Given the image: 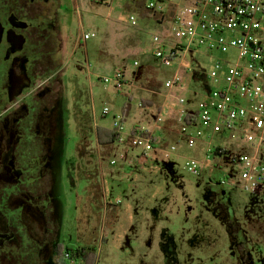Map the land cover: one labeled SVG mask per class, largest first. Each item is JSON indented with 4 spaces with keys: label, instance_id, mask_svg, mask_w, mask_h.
Masks as SVG:
<instances>
[{
    "label": "rangeland",
    "instance_id": "obj_1",
    "mask_svg": "<svg viewBox=\"0 0 264 264\" xmlns=\"http://www.w3.org/2000/svg\"><path fill=\"white\" fill-rule=\"evenodd\" d=\"M150 1L109 0L100 4L95 0H46L49 4L43 19L39 24L34 23L39 27L27 22L26 18L18 19V25L12 17L11 20L0 18V79L5 80V89L12 88V98L7 99L16 106H7L6 112L8 103L0 105L1 110L4 109L2 113H7L0 114V153L7 152L21 135L16 112L29 115L35 104L46 102L39 108L37 117L27 116L33 128L36 124L31 137H42L43 145L47 146L46 154H37L38 151L30 148L25 153L28 157L21 158L23 161L8 162L5 154L0 157V216L7 217L10 222L8 230L0 231V248L6 250L9 244L15 255H28V264H72L65 253L66 247L71 245L92 248L95 264H165L160 248L165 232L171 234L166 241L175 245L177 264H264V246L261 245L264 244V200L235 189L233 193L223 194L229 207H222L215 197V192H224L217 185L218 179L224 174L239 176L240 173L225 156L206 159L209 148L220 146L228 155H251L252 146L233 139L230 134H214L200 121L191 126L193 134H200L198 138L188 136L183 132L186 123L174 107L178 98H184L186 113L196 114L203 109L211 92L220 86L209 75L216 71L218 63L228 67L233 64L237 53L192 49L184 67H180L179 61L169 65L156 58L152 38L156 35L165 37L175 8L168 9L171 13L166 19L160 15L153 17L147 9ZM156 1L164 6L169 4L168 0ZM132 16L136 18L137 26L131 24ZM33 27L39 29L36 34ZM17 28L24 31V35L19 33L21 40L14 35L13 30ZM86 34L91 35L90 40L85 39ZM31 41L33 44L26 45ZM27 46L36 50L41 47L44 50L42 56L50 57L37 66V74L42 75L34 81L26 78L29 75L25 73L26 69L23 70L25 62L17 63L19 57L13 58L14 65L17 63L14 69L8 70L6 65L11 54ZM135 61L140 63L139 67L134 66ZM178 68L187 80L186 90L175 88L167 98L164 85ZM194 71L196 75H193ZM119 72L128 80L121 93L116 92L112 81ZM48 75L52 76L51 80L44 81ZM189 75L192 77L190 82ZM101 78H108L111 83L105 84ZM30 91H33L31 97L26 98ZM105 107L111 111L108 116L103 115ZM161 112L163 125L157 122ZM83 115H90L93 127L110 131L114 130L116 118L124 117L126 137L133 127H149L153 132L162 126L158 129L156 145L162 140L161 148L168 151L172 145L177 148V152L171 153L173 168L164 165L168 178L152 181L150 190L145 186L137 188L132 177L126 178L130 169L123 166L117 149L101 147L95 136L89 142V149L84 150L90 154L81 155L78 148ZM11 124L14 130L7 128ZM2 128L8 131L3 132ZM138 152L141 158L140 148H134L131 155L136 157ZM111 159L118 160V165L111 166ZM188 160L204 163L200 176L187 170ZM27 161L39 164L41 168L45 166L46 174V180L31 191L38 196L29 205L27 198L17 197L20 190L14 186L21 174L15 162ZM88 172H95L100 184L104 180L113 185V199L121 195L127 206H134V226L127 228L128 238L123 249L116 251L107 245L113 225L107 221V205L99 191L101 186L97 187L100 194L88 187L89 180L84 176ZM128 185H133V190H128ZM159 185L163 198L150 208L147 206L150 195ZM240 194L252 198L247 207L241 202ZM144 211L150 212L152 217L149 216L142 237ZM232 213L235 222L231 221ZM115 236L120 235L116 233ZM241 236L245 237L237 249L236 241Z\"/></svg>",
    "mask_w": 264,
    "mask_h": 264
},
{
    "label": "built area",
    "instance_id": "obj_2",
    "mask_svg": "<svg viewBox=\"0 0 264 264\" xmlns=\"http://www.w3.org/2000/svg\"><path fill=\"white\" fill-rule=\"evenodd\" d=\"M168 3L164 6L151 0L147 5L153 17L160 15L162 19L170 15L169 8H175L165 37L156 35L152 38L156 58L169 65L179 61L180 67H184L186 56L192 49L196 52L205 49L210 53H237L233 64L228 67L218 63L216 71L209 75L220 86L211 92V97L202 105L203 109L197 112V118L214 134H230L233 139L253 148L251 155H222L240 174L221 175L217 185L223 190L236 189L264 200V0H168ZM130 20L133 26L138 25L134 16ZM85 39L90 40L91 35L86 34ZM134 66L139 67L140 63L135 61ZM188 69L191 71L190 66ZM100 80L105 84L111 83L108 78ZM112 81L117 93H121L127 84L124 74L120 72ZM164 87L168 98L175 88L185 91L187 80L178 69ZM185 103L184 98H178L174 106L183 119L188 114L195 115L186 113ZM110 113L109 108L105 107L103 115ZM163 116L162 112L157 116L159 125L164 123ZM123 124L122 116L114 121V130L119 135L118 144L121 145L126 142ZM137 130L143 134L130 135L131 142L135 148H140L141 160H149L155 149L153 132L145 127ZM183 132L196 138L200 135L193 134L188 124H185ZM213 148L206 151L207 160L214 158ZM175 152L177 148L172 146L165 157L169 158ZM185 167L191 174L200 176L204 163L188 160Z\"/></svg>",
    "mask_w": 264,
    "mask_h": 264
},
{
    "label": "trees",
    "instance_id": "obj_3",
    "mask_svg": "<svg viewBox=\"0 0 264 264\" xmlns=\"http://www.w3.org/2000/svg\"><path fill=\"white\" fill-rule=\"evenodd\" d=\"M36 1L38 2L39 0H29V1L28 0H16L14 2L15 5H13V7H12L11 14L14 13V12H17V11L20 13V10H19L20 6L21 5L22 6L25 5V4H23L24 2H29V3H32V4H36ZM95 1H97L100 4H103V3L108 2L109 0H95ZM22 6H21V8H22ZM41 17H42L41 19H43V16H41ZM24 18H26V21L30 22L31 24H34V23L35 24L36 23L39 24V21L38 20H34L33 17H31V16L27 15ZM21 19H23V18H21ZM47 25L46 26L42 25L41 27L44 26L45 28H47ZM37 26L39 27V25H37ZM31 44H33L32 41L26 43V45H28V46H30ZM21 46H22V44H21ZM28 46L25 49L23 47L22 48L23 50L15 52L16 54L12 55V59L13 58L15 59L16 56H17V57H19L20 60H24L25 61V66H24L23 70L25 71V69H26L25 73L27 72L28 75H29L26 78L29 81L30 80L34 81L35 79H39L40 78L39 76L42 75V73L40 75L37 74V72H39L38 71L39 68L37 66L40 65L41 63H43L44 61H48V59L50 57L45 58V57L42 56L44 50H41V47H39L38 50H36L35 48H32V49L30 47L28 48ZM35 56H37V57H35ZM50 56L52 57V55H50ZM28 61H30V62H28ZM2 62L7 63V60L5 61L4 59H2ZM8 64L9 63H7L6 65H8ZM8 70H11V68H9ZM51 78H52V76L48 75V76H46V78H44V81L51 80ZM0 80H1L0 87L4 88L3 82L5 80L4 81H3V79H0ZM127 83H128V80H127ZM10 84H11V82H10ZM3 88H2V91L0 90V97H3L0 100V105L4 106V102L8 103V101H9L8 99L12 98L13 90H12V88H10L9 90H8V88H6V89L5 88L3 89ZM32 93H33V91L28 92L25 95V97L26 98L27 97H31ZM5 98H8V99L6 100ZM44 98H46V97H44ZM40 103H41V106H40ZM40 103H38L37 105L35 104L33 106L34 108H32V109L30 108L31 110L29 112V115H27L28 113H25V112H22V113L21 112H19V113L16 112L17 117H19L18 118V121H19L18 126H20L19 131H20L21 135H18V141H16L12 145L13 149L10 152L11 157L7 159L8 162H10L12 160H19L20 161L21 158H24V156L27 158L28 156L25 153L30 148L32 150L38 151L37 154H43V153L46 154V147L47 146L43 145V143L45 141L42 139V137L41 136L40 137L39 136L31 137L32 136L31 133L35 131L36 124H34V128H33L27 121V118H28L27 116H30V114H32L31 116L36 115V117H37L39 108L42 107V105H44V103H46V102L43 101V102H40ZM11 104L15 105L13 102H9L5 106V111L7 110L6 107L10 106ZM20 108H23V107L21 106ZM2 110H4V109H2ZM2 110L0 108V113H2ZM83 116H84V118H83L84 121H80V128H79L80 135H81V140H80V144H79L78 150L81 152V155L90 154V153H85L84 150L89 149V146H90L89 142H91V139L94 136L96 138L97 143L101 147L113 146L115 144H118L119 135L117 134L116 130L110 131V130L102 129V128H99V127H93L90 124V121H91L90 115H83ZM197 117H198L197 113L195 115H189L188 114L185 117L184 121L189 126H195L198 123V118ZM122 118H123V123H124V117H122ZM13 127H14V125L11 124L7 128H12L14 130L15 128H13ZM7 128H2L1 131H3V132L6 131L7 132ZM131 133H132L131 135H136V134H138L140 132H138L137 129H133ZM140 134H143V133H140ZM29 138H31V142H29ZM152 142L156 146V138H155V136L152 137ZM35 145H37V148L33 147ZM21 146H23V148H20ZM224 151L225 150L223 148H221L220 146L214 147L213 148V155H214V157H221L223 154H225ZM21 161H23V159ZM15 165L17 166V169H19V168L21 169V174L19 176L20 178L17 179L18 182L21 181V183L17 182L16 184H14V186H16L20 190V192L17 194L18 195L17 197H22L23 196V197L27 198L28 199L27 203L29 205L30 202L31 201L34 202L36 200V197L38 196V195L34 194V192H31V191H35V188H36V186L38 185L39 182H42V181L46 180L45 179L46 174H44L45 166H43L41 168L39 164H36V163L30 164V162H28V161L25 162V163L15 162ZM40 168H41V170H40ZM84 176H85V178H87L89 180V182H88L89 189H92V191L95 193L97 191V187H100V183L98 182L96 173L95 172H88ZM20 184H23V185H20ZM99 191H97V192H99ZM0 192H1V190H0ZM223 193L224 192H221V190H219L217 193L215 192L216 196L214 194L213 195L220 200V205L222 207H224V205H227L229 207V205H228L229 202H227V200H225V199H224L225 201L223 200V197H222ZM27 194H28V196H27ZM99 194H100V192H99ZM231 219H232L231 220L232 222L236 221V217H234L233 213H232ZM162 235H163V237H162L163 239L160 242V248L162 250V253L164 254L165 264H177V260L174 259V257H175V245L173 243H169L170 241H168V242L166 241V239H169L168 236L171 237V234L165 232ZM244 237L245 236H241L240 239H238L236 241L237 242V249L239 247L238 243H242V238H244ZM20 244L22 246V243H20ZM248 244H249V242H248ZM250 244H254V242H251ZM261 245L264 246V244H262V243H261ZM13 251L15 253V250H13ZM18 251H20V248H19ZM63 252L64 251H62L61 254ZM94 252L95 251L92 248L85 249L84 247H79L78 245L67 246L66 249H65L66 256L72 261L71 262L72 264H74V262L77 263V264L79 262H83V264H95L96 258H95V253Z\"/></svg>",
    "mask_w": 264,
    "mask_h": 264
},
{
    "label": "crops",
    "instance_id": "obj_4",
    "mask_svg": "<svg viewBox=\"0 0 264 264\" xmlns=\"http://www.w3.org/2000/svg\"><path fill=\"white\" fill-rule=\"evenodd\" d=\"M36 3L39 5H42L41 9L43 12L46 9L45 8L46 5L49 4L48 2H46V0H39L38 2L36 1ZM42 15H44V13ZM23 61L24 60H20L17 63H20L22 65ZM8 67L10 68L9 64H8ZM193 75H196L195 71H194ZM194 78L195 77L193 76V79ZM190 80L192 81V77L189 75L188 81L190 82ZM13 106H15V105H13V104L10 105V107H13ZM95 127H97V126H95ZM134 128L135 127H133V129ZM161 128H162V126L153 131L152 134H153V136H155V138H159L158 133H160V131L158 129H161ZM135 129H139V127H136ZM130 135L126 137L125 144H122V145L121 144H115L111 147L116 148L117 151L119 152V154L121 155V159H122V161H124L123 166H126V168L130 169V172L127 173L128 176H126V178L132 177L133 182L135 184H137V188L141 187V186L142 187L145 186L148 188V190H150L152 181H155V180L158 181L159 178H165V177L168 178V176H166V171L164 169V165H169V166H171V168H173V165H172L173 163H172V160L170 159L171 157H173V155L171 156V154H170L169 158L165 157V154L168 152V150L161 148L162 147V145H160V144H162V140H161L160 144H157L155 146V149H154L155 152H153V155H152L153 157H151V160H141L139 152H138V156H136V157H135V155H131L132 151L134 150L135 147L132 145V142H131L132 137ZM163 141H164V138H163ZM113 161H115V164H112ZM110 165L113 167L117 166L118 160L111 159ZM135 167H137V168H135ZM109 171H112L111 173H115L113 171V169H110ZM116 174L118 175V173H116ZM121 178H122V175H121ZM103 181L104 180H102V182L100 184V186H101L100 192H101V194H103L105 205H107L105 208L106 214H107V221L109 224L112 223L111 225H113L111 227L112 236H110L108 238L107 245L111 249L118 251L119 249H123L124 245L126 244V241L128 238L127 228H131V227L133 228V226H134V222H135L134 206L132 204L127 206L124 203L125 201H122L121 195L120 196L118 195L115 199H113L112 198L113 185H111L110 183H108L106 181L105 182H103ZM163 182L165 184H167L166 183L167 181L166 182L163 181ZM115 187H116V185H115ZM133 187H134L133 185L127 186L128 190L132 189ZM154 190H155V193L150 195V199L148 201L149 204L147 205V206H150V208L153 206L155 201H157L160 198H163L161 196L163 191H162V187H160V185L158 187H156ZM234 191H236V190H227L226 192L224 190V193L228 194V193H233ZM237 193H239V192H237ZM240 195H242V196H240L241 202L245 205V207H247L251 203L252 198L247 197L243 194H240ZM120 206H122V207H120ZM149 216L152 217L150 212H148V211L143 212V220H142V228H141L142 237L145 236V229L144 228L146 226L147 221L149 220ZM118 229H120L122 231L118 232L117 231ZM116 233L119 234L120 236L116 237L115 236ZM129 235H130V232H129ZM103 240H105V239H103Z\"/></svg>",
    "mask_w": 264,
    "mask_h": 264
},
{
    "label": "flooded vegetation",
    "instance_id": "obj_5",
    "mask_svg": "<svg viewBox=\"0 0 264 264\" xmlns=\"http://www.w3.org/2000/svg\"><path fill=\"white\" fill-rule=\"evenodd\" d=\"M16 0H0V18H3V19H5V20H11L10 19V17H12L13 18V21H15V23H16V25H18L17 24V22L16 21H18V19L20 20L21 18H23L24 19V17H26L27 15L28 16H31V17H33V19L34 20H41V16H43L42 14H43V11H42V5H39V4H32V3H28L27 5H28V7L27 8H25V6H27V5H21L22 6V8H21V6H20V13L17 11V12H14V13H12L11 14V11H12V7H13V5H15L14 4V2H15ZM31 5H33V6H31ZM24 7V8H23ZM38 12V13H37ZM40 12L42 13V14H40ZM40 14V15H39ZM15 18H17L16 20H14ZM37 24V23H36ZM32 25H34L35 27H38L37 25H35V24H32ZM31 27V26H30ZM35 27H33V32L36 34V32L39 30V29H36ZM13 32L15 33L14 35H15V37H16V35H17V40H21L20 39V34L19 33H21V34H23L24 35V31L22 30V28L21 29H14L13 30ZM13 52V51H12ZM12 55L13 54H11L10 55V57H9V59H8V62H9V66H10V68L12 69L13 67H15V65H14V61H13V59H12ZM8 66V65H7ZM14 69V68H13ZM2 96V95H1ZM1 98H3V97H0V100H1ZM6 100H7V98H5ZM6 112H8L7 110H6ZM1 115L2 114H7V113H5V112H3V113H0ZM0 115V116H1ZM8 131V130H7ZM13 146H11L10 148H9V150L6 152V151H1V155H0V157L2 156V155H4L5 154V159H6V161H7V159L8 158H10L11 157V154H10V152H11V150L13 149L12 148ZM34 148H37V145H35V146H33ZM20 148H23V146H21ZM24 193V192H23ZM27 193V192H26ZM27 196H28V194H27ZM28 204V203H27ZM9 220L7 219V217H6V219H5V217L4 216H0V226L2 227V229H0V231H2V230H8L9 229ZM21 251V250H20ZM16 253V252H15ZM24 254V253H23ZM14 254V251H12V247H9V244H8V247L6 248V250H2L1 248H0V264H28V255H26V254Z\"/></svg>",
    "mask_w": 264,
    "mask_h": 264
}]
</instances>
